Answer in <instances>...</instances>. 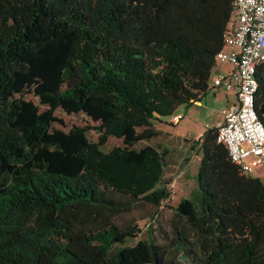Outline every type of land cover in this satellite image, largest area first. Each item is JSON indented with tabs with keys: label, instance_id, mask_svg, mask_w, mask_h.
Wrapping results in <instances>:
<instances>
[{
	"label": "trees",
	"instance_id": "16d2710c",
	"mask_svg": "<svg viewBox=\"0 0 264 264\" xmlns=\"http://www.w3.org/2000/svg\"><path fill=\"white\" fill-rule=\"evenodd\" d=\"M231 11V0H0V264H264V179L229 159L215 125L190 143L195 190L174 206L170 237L155 241L147 223L127 244L139 229L113 219L168 198L163 151L133 145L204 94ZM255 75L264 123V61ZM58 107L96 124L54 128ZM109 135L121 144L104 150Z\"/></svg>",
	"mask_w": 264,
	"mask_h": 264
},
{
	"label": "rangeland",
	"instance_id": "374dc122",
	"mask_svg": "<svg viewBox=\"0 0 264 264\" xmlns=\"http://www.w3.org/2000/svg\"><path fill=\"white\" fill-rule=\"evenodd\" d=\"M230 66H232L231 63L227 61L215 60L208 69L207 88L198 102L178 105L174 113H180L181 116L176 121H172L170 116H162L160 120H154V125L159 130L158 134L147 141L134 143V147H139L147 142L163 151V179L169 180L167 187L170 194L157 207L147 201L139 200L129 211H123L113 217L119 226L135 222L139 229L135 235L128 237L125 243L133 244L139 238H144L147 235V223L151 225V232L157 242L163 243L172 234L171 223L178 218L174 206L180 197L193 195L195 190V188L192 190L195 186L193 179L200 152L197 147L191 149L190 143L212 126L217 119L222 118L221 110L227 106L228 100L236 101L233 90H227L224 86H212L210 82L214 74L227 70ZM26 97L36 101V97L31 93L26 94ZM53 114L55 115V120L52 121L54 128L66 130L72 125L96 124V121L81 112L66 113L58 107L54 109ZM86 135L89 139L96 140L97 130L88 128ZM119 144H121L119 138L109 135L102 149L107 150ZM252 174L260 175V168H256ZM155 212L156 219L152 221L149 217Z\"/></svg>",
	"mask_w": 264,
	"mask_h": 264
},
{
	"label": "built area",
	"instance_id": "2783aa9c",
	"mask_svg": "<svg viewBox=\"0 0 264 264\" xmlns=\"http://www.w3.org/2000/svg\"><path fill=\"white\" fill-rule=\"evenodd\" d=\"M231 5L224 46L215 52L214 60L232 66L216 73L210 82L233 90L236 101L222 108V119L215 124V140L225 145L229 159L242 173L252 174L260 168L258 176L264 179V123L254 105L256 67L264 61V0H231ZM180 116L174 113L170 118L176 121Z\"/></svg>",
	"mask_w": 264,
	"mask_h": 264
},
{
	"label": "crops",
	"instance_id": "0c3cea01",
	"mask_svg": "<svg viewBox=\"0 0 264 264\" xmlns=\"http://www.w3.org/2000/svg\"><path fill=\"white\" fill-rule=\"evenodd\" d=\"M226 49H230V46H226L225 47ZM215 75V74H214ZM213 75V76H214ZM198 102V100H196V101H194L193 103H197ZM235 101H231V100H228V104H227V106H229V105H232L233 103H234ZM192 103V104H193ZM222 119V118H221ZM221 119H217L215 122H214V124L213 125H215L219 120H221Z\"/></svg>",
	"mask_w": 264,
	"mask_h": 264
}]
</instances>
